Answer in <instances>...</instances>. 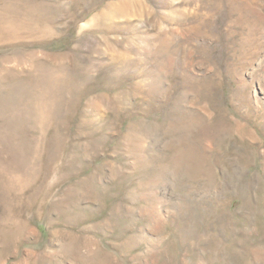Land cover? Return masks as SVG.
Returning a JSON list of instances; mask_svg holds the SVG:
<instances>
[{
	"label": "rangeland",
	"instance_id": "374dc122",
	"mask_svg": "<svg viewBox=\"0 0 264 264\" xmlns=\"http://www.w3.org/2000/svg\"><path fill=\"white\" fill-rule=\"evenodd\" d=\"M0 264H264V0H0Z\"/></svg>",
	"mask_w": 264,
	"mask_h": 264
},
{
	"label": "bare ground",
	"instance_id": "6f19581e",
	"mask_svg": "<svg viewBox=\"0 0 264 264\" xmlns=\"http://www.w3.org/2000/svg\"><path fill=\"white\" fill-rule=\"evenodd\" d=\"M246 124L243 123L241 120L235 118V123H234V130H237L240 133L246 134Z\"/></svg>",
	"mask_w": 264,
	"mask_h": 264
}]
</instances>
